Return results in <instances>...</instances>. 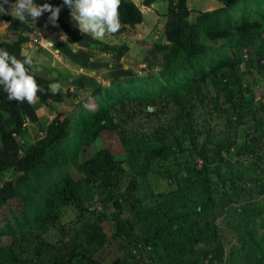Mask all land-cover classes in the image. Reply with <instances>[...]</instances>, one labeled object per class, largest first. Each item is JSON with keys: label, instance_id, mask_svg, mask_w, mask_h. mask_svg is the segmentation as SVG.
Segmentation results:
<instances>
[{"label": "trees", "instance_id": "obj_1", "mask_svg": "<svg viewBox=\"0 0 264 264\" xmlns=\"http://www.w3.org/2000/svg\"><path fill=\"white\" fill-rule=\"evenodd\" d=\"M155 1L144 0L143 4L151 7ZM218 1L224 4L221 8L213 11H198L195 21H190L192 13L195 12L189 8L187 0H169L164 32L169 44L157 47L164 52L165 70L162 72L168 77H173L171 65L182 58L183 68H188L187 76L180 81H169L153 91L138 95H120L100 99L98 109L94 112L89 111L82 117L78 140L71 148L68 147L67 151L63 152L62 148L70 133V121L52 123L44 139L36 145H31L22 153L23 145L20 144L17 136L22 135L26 120L34 124L40 121L37 106L29 105L27 102L9 101L7 94L0 87V182L3 181L4 173L9 169H14L23 176L35 175L36 184L32 187V191L36 196L44 199L45 206V213H38L31 221L37 229L52 225L57 227L62 218L63 207H73L79 211L81 219H87V223L80 229L77 228L79 233L68 243L38 245L33 239L36 258H41L42 264H100L94 258V252L103 248L108 241L102 226L107 213L99 212L93 201L85 205L81 192L82 182L88 186L93 198L97 196L98 202L103 203L104 210L108 209L106 202L113 203L115 225L112 237L134 240L136 226L140 225L146 214L137 213L128 218L125 215V207L138 190V179L128 177L120 162L107 148L99 150L91 158L79 163V155L84 146L94 143L106 130L118 132L123 143L130 144L132 140L130 136L133 134L127 132L126 126L139 113L131 109V102L154 108L153 112H147L152 116H158L159 112H165L171 106L175 107L176 114L173 119L165 126L162 125V129H155L152 133L163 142L151 151L149 161L155 158L166 160L174 154L196 151L197 155L204 159V163L196 176L184 178L187 183L185 190L189 188L194 191L201 188V191L196 194L195 206L182 214L178 211L175 215H168L165 210L160 213L153 212L154 216L151 213L148 215L149 218H154L151 223L153 228L151 235L145 236L144 243L162 246L164 255L161 259L159 258L160 261L152 255L139 253L140 257H135L132 262L118 259L113 264H198L200 257L209 256H211L210 264L224 260L225 243L210 216L218 206L221 209L228 206L237 192L235 179L229 182L220 179L217 185L221 183L223 185L218 189L219 191L217 190L216 198H214L213 187L216 183L212 175L215 170L219 172V165L224 161L220 148L212 153L211 158L209 157L210 142L216 138V135L211 132L213 130L211 120L225 117L232 126L234 123L240 125V122H243L250 113L253 117L256 116V112L264 114L262 99L255 103L254 95L243 77L244 73L251 72L255 65L249 64V61L239 54L241 49L246 52L251 47H255V42L259 41L261 49L258 50L259 53H255L258 62L256 67L264 68L260 65L261 60H264V9L263 7L259 10L252 8L254 5L263 4L264 0ZM236 7L245 10L244 17L239 20L231 14ZM4 8H7L6 4ZM60 9L57 21L81 48L76 52L67 43L61 42L56 45V49L72 63L86 69H97L98 64L91 60L94 51L112 54L117 61L130 51L126 43L116 47L95 39L91 35H85L77 28H71L63 19L67 5L63 3ZM118 11L124 27L112 36L121 37L129 29L136 28L144 21V14L131 1L122 0V6ZM0 18L13 22L22 29L21 34L14 41L0 42V48L23 59L20 54L24 52L25 44L29 43L27 33L32 32L30 25L17 20L15 22L11 15H0ZM207 40L213 42L225 40L230 43L229 51L215 62L205 63L203 59L210 50ZM193 60L201 61L199 69L196 70L193 66ZM243 64H245L244 69ZM112 69L115 80L132 73L121 63L113 65ZM36 80L43 89V92L39 94L40 104L62 103L66 100L61 92L53 94L49 87L56 82L55 80L46 79L38 73ZM209 104L214 112L209 113L204 108ZM137 109L143 113L142 107ZM201 118L207 120V123L203 124L200 121ZM247 122L248 120L246 124ZM146 137L147 135H143L133 140ZM200 139H203V143ZM254 140L252 139L251 143ZM188 142L189 145H187ZM211 162H219L213 170L209 165ZM71 164L75 165L81 174L80 181L75 180L68 172L67 168ZM56 170L60 171V178L56 181L48 179ZM17 189L13 183H5L0 188V204H5L15 197L18 194ZM230 189L232 193L226 191ZM178 194H181L180 190L174 196ZM173 201L178 205L177 198ZM24 228H29V224L16 220L13 225L3 226L0 229V235L16 238V233ZM144 256L149 257L144 258ZM48 257L50 260L47 259ZM9 258L12 264H16L17 260L21 262V259L14 254ZM250 264H264V257Z\"/></svg>", "mask_w": 264, "mask_h": 264}, {"label": "rangeland", "instance_id": "obj_2", "mask_svg": "<svg viewBox=\"0 0 264 264\" xmlns=\"http://www.w3.org/2000/svg\"><path fill=\"white\" fill-rule=\"evenodd\" d=\"M128 1L139 7L144 14V21L136 28L129 29L121 37L111 35L99 39L116 47L126 43L130 51L120 61H117L112 54L94 51L91 60L98 64L97 69H86L72 63L56 49V45L52 46L47 43V39L53 36L58 43H67L76 52L81 48L79 43L72 40L62 29L58 21L56 26L52 25L48 19L50 13H44L35 25L30 20L27 22L32 32L27 33L29 43L25 44L24 52L33 55L42 69L38 73L40 76L55 80L54 84L61 85L59 92L65 96L66 100L62 103L51 102L46 105L38 101L35 103L40 121L34 124L26 120L24 123L22 135L17 136L18 141L23 145L22 153L31 145H36L44 139L52 123L70 121V133L62 148L63 152L67 151L68 147L71 148L78 140L82 117L89 111H96L100 99L120 95H138L153 91L169 81H180L187 76L186 69L188 68H183L182 58L171 65V76L173 77H168L162 72L165 70L163 67L164 52L158 50L157 47L169 44L164 33L169 0H156L151 7H146L143 4L144 0ZM0 3H3V0H0ZM15 3L16 0H8L5 11L10 12V6ZM34 3L38 6L49 3L54 8H61L63 0H34ZM187 3L189 8L195 12L192 13L190 21H195L198 11H213L224 5L218 0H187ZM252 8L254 10L264 9V1L263 4L254 5ZM244 11L236 7L231 14L239 20L244 17ZM253 14L256 13L253 12ZM9 15L14 17V13ZM13 19L15 22L19 21ZM63 19L71 28L79 29L77 22L71 17V10L68 6ZM21 30L15 23L0 18V42L14 41L21 34ZM62 35H65L67 40H62ZM207 44L210 50L203 59L205 63L215 62L228 52L230 47V43L225 40L219 42L207 40ZM260 49L261 44L257 41L255 47H251L248 51L245 52L242 49L239 51L242 58L249 61V64L255 65L251 72H245L243 77L254 95L256 104L260 99L264 103V68L256 67L258 62L255 54L259 53ZM118 63L125 66V69H130L132 73L115 80L112 67ZM192 64L197 70L200 68L201 61L193 60ZM260 65L264 67V60H261ZM242 67L244 69L245 64ZM133 101L139 102L138 100ZM138 107L143 108V113L137 109ZM204 108L209 113L214 112L211 104ZM131 109L139 113L126 126L127 132L133 134L130 136L132 139L130 144H124L118 132L106 130L94 143L85 145L79 155V163H82L99 150L110 149L128 177H135L139 183L138 190L126 204L125 215L131 218L137 213L146 214L140 225L136 226L133 241H128L126 238L115 239L112 237L115 225L113 203L106 202L108 209L104 210L103 203L98 202L97 196L93 198L88 186L82 182L81 192L85 205L93 201L99 212L107 213L102 226L108 236V241L103 248L94 252V258L100 264H113L118 259L132 262L135 257H140L139 253L152 255L160 261L164 255L162 246L144 243L145 236H150L153 228L151 223L154 218H149L148 215L151 213L154 216L153 212L160 213L165 210L168 215H175L178 211L182 214L195 206L196 194L201 191V188L194 191L189 188L185 190L187 183L184 178L189 179L196 176L204 163V159L198 156L196 151L174 154L166 160L155 158L149 161L151 151L163 142L152 133L155 129H162L161 127L173 119L176 114L175 107L171 106L165 112H159L158 116L147 114L148 111L153 112L154 110L147 105L131 102ZM255 115L253 117L250 113L243 122H240V125L234 123L232 126L225 117L211 120L213 126L211 132L216 135V138L210 142L209 157L211 158L212 153L220 148L224 161L219 165V172L215 170L212 175L216 183L213 187L214 198H216L218 189L223 185L222 183L217 185L220 179L228 182L235 179L237 192L228 206L223 209L218 206L210 216L225 243L224 260L215 262V264H250L264 257V114L256 112ZM246 120H248L247 124ZM200 121L203 124L207 123V120ZM143 135L147 137L133 140ZM252 139L256 142L251 143ZM200 142L203 143V139H200ZM217 163L219 162L209 164L211 170ZM67 169L75 180L82 179L75 165L71 164ZM59 174L60 171L56 170L52 173L53 177L48 179L56 181L60 178ZM9 182L18 188V194L9 202L0 204V229L7 224L13 225L16 220L28 223L29 228L18 231L16 238L10 235H0V264H12L9 258L12 254L21 259V262L17 260L16 264H25L24 262L42 264L41 258H36L33 239L38 245L68 243L79 233L78 229L87 223V219H81L79 211L75 208L63 207L61 209L62 218L57 227L52 225L37 229L31 221L38 213H45V206L44 199L36 196L32 191V187L36 184L35 175L23 176L14 169H9L4 173L0 188ZM178 190L181 194L174 196ZM226 191L232 193L231 189ZM174 198H177L178 205L174 203ZM148 257L144 256V258ZM210 259L211 256L200 257L198 264H210Z\"/></svg>", "mask_w": 264, "mask_h": 264}, {"label": "clouds", "instance_id": "obj_3", "mask_svg": "<svg viewBox=\"0 0 264 264\" xmlns=\"http://www.w3.org/2000/svg\"><path fill=\"white\" fill-rule=\"evenodd\" d=\"M63 3L71 10V17L77 22L81 33L91 35L95 39L115 35L124 27L118 11L122 6V0H63ZM5 4H8V0L0 3V15L14 13L13 18L23 24L30 20L35 25L44 13H50L48 19L56 26L61 10L49 3L38 6L34 0H16V3L10 6L11 11L7 12ZM61 39L67 40V37L62 35ZM20 55L23 59L0 48V87L7 94L9 101L34 105L39 100V94L43 92L36 80V74L42 69L31 53L26 54L22 51ZM49 87L53 94H56L61 85L56 83Z\"/></svg>", "mask_w": 264, "mask_h": 264}, {"label": "water", "instance_id": "obj_4", "mask_svg": "<svg viewBox=\"0 0 264 264\" xmlns=\"http://www.w3.org/2000/svg\"><path fill=\"white\" fill-rule=\"evenodd\" d=\"M47 43H48L49 45L55 46V45H57L58 40H57L55 37L51 36V37H49V38L47 39Z\"/></svg>", "mask_w": 264, "mask_h": 264}]
</instances>
